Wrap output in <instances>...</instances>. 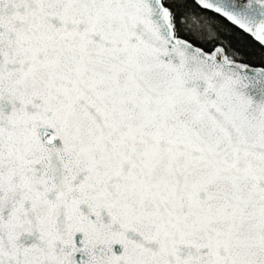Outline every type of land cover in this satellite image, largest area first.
<instances>
[{"label": "snow or ice", "instance_id": "6c2138e0", "mask_svg": "<svg viewBox=\"0 0 264 264\" xmlns=\"http://www.w3.org/2000/svg\"><path fill=\"white\" fill-rule=\"evenodd\" d=\"M0 264H264V0H0Z\"/></svg>", "mask_w": 264, "mask_h": 264}]
</instances>
